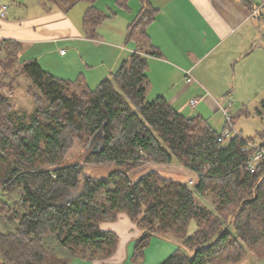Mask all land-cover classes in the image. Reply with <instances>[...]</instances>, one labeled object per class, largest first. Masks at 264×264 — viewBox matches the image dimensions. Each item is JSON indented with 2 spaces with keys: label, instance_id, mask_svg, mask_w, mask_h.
<instances>
[{
  "label": "trees",
  "instance_id": "trees-1",
  "mask_svg": "<svg viewBox=\"0 0 264 264\" xmlns=\"http://www.w3.org/2000/svg\"><path fill=\"white\" fill-rule=\"evenodd\" d=\"M144 5L128 30L130 43L147 42L155 11ZM92 9L85 25L94 34L101 19ZM11 60L12 53L0 59L3 74ZM147 67L148 57L134 53L91 89L37 61L24 63L20 73L39 92L29 94L31 114L15 111L0 75V210L17 224L0 231V264L108 261L120 238L101 224L121 214L141 231L137 257L154 237L177 246L161 264H239L247 251L264 254V161L250 173L242 139L220 143L221 133L202 116H185L162 96L148 100ZM257 115L264 118V102ZM78 145L83 161L66 162ZM88 165L109 168L96 177ZM152 165L197 175L190 182ZM16 193L18 207L5 198ZM208 195L216 198L214 210L197 201Z\"/></svg>",
  "mask_w": 264,
  "mask_h": 264
},
{
  "label": "crops",
  "instance_id": "crops-1",
  "mask_svg": "<svg viewBox=\"0 0 264 264\" xmlns=\"http://www.w3.org/2000/svg\"><path fill=\"white\" fill-rule=\"evenodd\" d=\"M145 2L155 11L146 29L147 42L130 43L128 30ZM0 5L9 8L7 19L0 18L2 60L12 53L19 67L37 61L51 75L82 80L92 89L111 79L125 60L140 52L148 57V100L165 97L183 115L194 117L219 113L232 99L238 117H259L257 110L264 102V0H96L93 4L82 0H0ZM91 8L101 19L94 34L85 25ZM154 51L157 55H152ZM197 98L202 99L200 112L190 107L191 100ZM259 118L261 141L254 142L262 145L264 118ZM235 126L243 135L244 128ZM219 128L223 132L225 125ZM152 167L190 182L197 175ZM118 219L101 224L103 231L120 238L111 259H75L69 264H161L176 251L174 243L154 237L143 257H137L136 240L141 231L127 215ZM11 228L0 220V231H15Z\"/></svg>",
  "mask_w": 264,
  "mask_h": 264
},
{
  "label": "rangeland",
  "instance_id": "rangeland-1",
  "mask_svg": "<svg viewBox=\"0 0 264 264\" xmlns=\"http://www.w3.org/2000/svg\"><path fill=\"white\" fill-rule=\"evenodd\" d=\"M14 61H8V65H6V72L5 74L1 75V80L6 83L10 84L9 87H5L3 90H5L6 94H10L12 97V102L15 106V111L21 113V114H31L34 109V101L32 96H30V93H39L38 89H35L33 87L32 81L26 77L25 75H22L19 71L21 66L19 67L17 62L13 63ZM96 87H93L92 89H95ZM233 102L232 99L228 100ZM227 101V102H228ZM234 105V103H233ZM194 111H197L199 109V106H197L195 109L191 108ZM200 112V109L198 110ZM231 114L235 118L234 124L238 126L240 129L241 127L243 129V136L244 137H251L254 141L257 143L261 141V137L259 133L263 131V128L261 126V119L257 116H252V118H244L242 116L238 117L236 114L235 106L231 108ZM198 115V114H197ZM204 119L208 121V123L211 125V127H214L217 132L221 133L222 125L226 127V120L222 114V111L220 110L219 113L215 114H205L202 115ZM236 127V126H235ZM237 130V127H236ZM95 148V147H94ZM97 148V147H96ZM86 151L82 152L81 146H76L75 149L71 152L70 156L66 160V162H82L84 159V154ZM87 170H89L90 174L92 176L96 177H102L107 173V168H109V165L105 166H99V165H88ZM140 176V175H139ZM134 178H137L138 175L135 174L133 176ZM78 191H75L73 195H76ZM20 194H8L6 195V199L10 201V204L13 206L18 207L19 197ZM197 201L200 204H203L207 206V208H210L211 210H214V206H216V198L213 195H208L205 198H202L200 196H197ZM2 218V219H1ZM5 218V219H4ZM0 220L3 221L7 226L12 229H15L17 224L14 221H11L9 219V213L6 211L0 210ZM119 221V219H118ZM195 226V225H193ZM193 228V227H192ZM85 253L78 252L79 255H84ZM52 264V263H51ZM239 264H264V254L262 256H259L258 254L247 251L246 257L239 263Z\"/></svg>",
  "mask_w": 264,
  "mask_h": 264
},
{
  "label": "built area",
  "instance_id": "built-area-1",
  "mask_svg": "<svg viewBox=\"0 0 264 264\" xmlns=\"http://www.w3.org/2000/svg\"><path fill=\"white\" fill-rule=\"evenodd\" d=\"M8 11L9 8L7 5H0V18L7 19ZM62 54H65V52H62ZM187 75L189 77L188 82H191L192 78L189 72H187ZM201 101V98L191 100L190 107L195 109ZM231 107V101L227 102V107H221L222 114L226 120V128L218 137V142H227L236 137L242 139L246 144L243 151L251 154L246 166L250 173L255 174L257 172L258 166L264 161V145H259L255 142L246 140V138H244V136L236 130L234 117L232 116L230 110Z\"/></svg>",
  "mask_w": 264,
  "mask_h": 264
},
{
  "label": "water",
  "instance_id": "water-1",
  "mask_svg": "<svg viewBox=\"0 0 264 264\" xmlns=\"http://www.w3.org/2000/svg\"><path fill=\"white\" fill-rule=\"evenodd\" d=\"M101 134H102V131L100 132ZM103 139V137L101 136V140ZM99 145L97 144V146L96 147H98Z\"/></svg>",
  "mask_w": 264,
  "mask_h": 264
}]
</instances>
